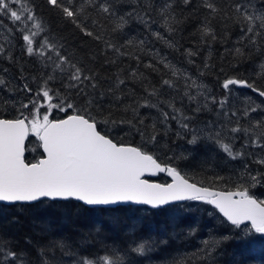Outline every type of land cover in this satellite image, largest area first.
<instances>
[{
  "label": "snow or ice",
  "instance_id": "obj_1",
  "mask_svg": "<svg viewBox=\"0 0 264 264\" xmlns=\"http://www.w3.org/2000/svg\"><path fill=\"white\" fill-rule=\"evenodd\" d=\"M47 4L82 35L102 45L99 55L105 57V64L117 65L121 58L128 57L134 66L119 67L109 86L102 88L97 72L64 54L62 43L50 40L48 29L28 0H0V29L9 36L14 30L19 32L24 53L39 58L47 70L33 77L35 89L27 82L12 89L26 93L27 100L11 105V118L8 112H0V204L32 205L50 200L76 201L108 210L125 204L148 206L154 210L153 215L165 216L169 227L189 225V234L195 232L192 208L209 206L211 211L209 207L203 211L233 230L230 236L204 241L203 256L210 264H218L224 242L247 247L255 242L257 234L264 239V198L254 191L264 188V83L257 82L264 81V63L259 65L256 78L225 75L219 85L225 95L218 99L200 82L203 70L198 69L199 75L194 76L152 46L160 42L180 51L176 35L202 8L204 15L192 33L198 44L210 49L214 43H226L231 39L230 25L237 27L240 35L224 52L240 62L253 50L264 54V9L254 10L251 0H228L224 5L216 0H198L197 7H192L193 0H134L127 7L126 0H47ZM189 8L191 13L185 15L184 10ZM5 19L12 27L4 24ZM133 23L141 25L147 35H125ZM182 54L188 64L194 65L192 58L199 55V47L184 48ZM210 55L203 69L211 67ZM0 57L13 59L3 43ZM234 87L249 90L259 103L248 96L242 110L229 109ZM0 90H10L3 78ZM212 108H217L226 122L217 125L209 121L204 138L228 160L243 163L235 180L219 174L198 179L181 167L191 158L189 155L175 153L161 143L175 122L183 133L191 134L189 145L199 144L201 136L192 121L196 114ZM151 110H155V116ZM54 113L62 115L55 118ZM253 113L260 118H253ZM242 119L247 121L246 126L241 124ZM176 135L183 138L182 132ZM30 137L36 140L33 147L29 146ZM237 141H242L240 149L235 148ZM38 150L39 154L29 161L26 153ZM159 174L166 175L168 182L153 179ZM132 235L125 249L114 248L104 255L85 256L60 239L37 243L32 248L36 253L33 257L28 249L15 250L0 233V264H144L151 259L148 254L169 239L161 232L160 239L153 241L151 236L138 235L136 226ZM56 250L61 253L59 257L53 254ZM64 257L72 259L66 261ZM231 264L240 262L233 259Z\"/></svg>",
  "mask_w": 264,
  "mask_h": 264
},
{
  "label": "trees",
  "instance_id": "obj_2",
  "mask_svg": "<svg viewBox=\"0 0 264 264\" xmlns=\"http://www.w3.org/2000/svg\"><path fill=\"white\" fill-rule=\"evenodd\" d=\"M133 2L134 0H126L125 7ZM216 2L224 5L228 0H216ZM242 2L248 3L249 0H242ZM251 2L255 5L254 10L264 9V0H251ZM28 3L30 7H34L35 14L41 19L45 28L48 29L46 34L49 35L50 40L62 43L64 45V54L81 61L88 70L97 72L102 88L109 86L111 78L117 73L119 67H126L128 64L134 66V61L128 57L121 58V63L117 65L110 66L105 64V57L99 55L102 45L82 35L73 25L63 20L59 11L47 4V0H28ZM197 5L198 0H193L192 7H197ZM177 11H180V9H177ZM250 11H253V9H250ZM184 12L185 15H189L191 8L185 9ZM203 15L204 10L202 8L198 9L195 15L184 25L183 31L176 35L175 39L179 41L181 46L180 51L171 50L160 42H154L152 46L161 50L170 61L179 67L187 69L194 76L199 75L198 69L203 70L205 74L199 76V80L209 87L212 95L219 99L225 95L219 86L225 75L241 79L256 78V73L260 71L259 65L264 63V54L253 50L250 56L240 62H237L233 56L225 54V48H232L236 38L240 35L239 28L231 25L229 27L231 39L226 43H214L210 49L200 46L198 38L193 36L192 33L197 27L198 19ZM4 24L12 27L7 19L4 20ZM0 31H4L8 38L11 39V45L1 41L0 43H3L9 49L13 56L12 61L0 57V72L12 75L19 83V86L27 82L35 89L37 84L33 77L38 78L42 72L47 70L42 67L39 58L28 57L24 53L23 42L19 32L14 30V34L9 36L5 30L0 29ZM217 31L222 34L219 24H217ZM125 35L139 38L146 36L147 33L141 25L133 23L126 30ZM189 47L194 50L199 47V55L192 58L195 60L194 65L188 64L182 54L183 49ZM209 53L211 55L208 62L211 67L203 69L204 60L209 57ZM94 55L95 59H93ZM5 68L7 72L4 71ZM152 78L156 79L155 74H152ZM257 82L258 84L264 83V81L260 80ZM54 86L58 87L59 85L56 84ZM247 91L250 95L252 94L249 90ZM18 93L23 101L26 102L27 94L22 91ZM231 99L232 97L230 96ZM253 100L258 102V98L254 95ZM192 107L195 106L193 105ZM227 107L231 110H242L244 104L234 105L230 102ZM10 108L9 104L6 105L0 99V112H8L9 118L14 114L9 112ZM143 111L148 112L149 110L145 109ZM218 111L217 108H212L196 114L195 119L192 121V127L197 128L199 125L209 121L217 122V124L225 123V118L222 115H218ZM151 114L155 116V110H151ZM189 114L191 115L190 112ZM61 115L60 113H54L55 118H60ZM257 115V113H253L252 117L258 119ZM241 124L246 126L247 121L242 119ZM177 132L183 133V130L173 122L169 135L161 140L162 144L168 145L174 152L177 150V146L188 140L187 134L181 139L177 137ZM29 140L31 141L29 146L33 147L36 140L32 137ZM211 150V147L205 148L200 144L196 156H192L189 160L182 162L181 167L190 173L196 174L198 179H207L210 176L219 174L224 177L231 176L235 180V173L231 169L221 166V155ZM249 151L255 150L250 149ZM38 154L39 150L37 153L28 152L26 156L29 161H32ZM158 154L163 155V153ZM154 179L161 183L168 182L165 175H159ZM258 190H254L256 194L259 193ZM206 207L209 206L201 205V207L191 210V215L195 220L194 225H192L195 228V232L189 234V225L182 224L179 227H175V225L169 227L165 216L153 215L154 210L146 208L125 206L114 208L115 210L90 209L73 201H43L32 205L14 206L0 205V233L6 236L8 242L17 251L23 249L32 251V248L37 243L47 244L53 240L65 239L73 245V251L87 256L90 253L104 255L114 248L118 250L125 249L134 238L132 229L133 226H136L138 235L151 236L153 241L160 239L159 234L161 232H165L169 238L166 244L157 245L155 250L148 254L151 259H146L144 264H210L203 256L204 241L211 242L219 240L222 236H230V230L232 229L229 225L222 224L219 219L209 217L203 211ZM136 209H139V211H136ZM41 227H45L48 230L42 232L40 230ZM221 249L224 254L217 258L218 264H231L233 259L240 262V264H264V239H255V242L247 247H239L234 243L224 242L221 245ZM53 254L58 257L61 255L59 250L54 251ZM32 256H36L35 251H32ZM92 258H95V256ZM71 259V257H64L66 261Z\"/></svg>",
  "mask_w": 264,
  "mask_h": 264
},
{
  "label": "rangeland",
  "instance_id": "obj_3",
  "mask_svg": "<svg viewBox=\"0 0 264 264\" xmlns=\"http://www.w3.org/2000/svg\"><path fill=\"white\" fill-rule=\"evenodd\" d=\"M7 36V34L4 32V31H0V41L1 42H3V43H5V44H10L11 45V39L10 38H8V41L7 42H5V37ZM0 78H3V79H5L7 82H9V84H10V90L9 91H3V90H0V99L4 102V101H8V104H9V106L11 107V105L13 104V103H15L16 105H18L20 102H22L23 101V99L19 96V93L18 92H21V91H12V89H17V88H19L20 86H19V83L17 82V80L12 76V75H10V74H7V73H4V74H2L1 72H0ZM201 82V81H200ZM201 83H203V82H201ZM204 84V83H203ZM205 85V84H204ZM207 89H208V93L210 94V95H212V92H211V90L209 89V87H207ZM248 96H251L248 92H246V91H243V92H241V91H239L238 89H236V88H233V92H232V94H231V97H232V99L230 100V102L232 103V104H234V105H239L240 103H243L244 104V106H245V104H246V98L248 97ZM252 99H253V96H252ZM257 102V101H256ZM257 103H259V102H257ZM258 114V113H257ZM257 117H259L260 118V115L258 114L257 115ZM207 123H204V124H202V125H199L197 128H194V129H196L197 130V133H198V135H200L201 136V142L199 143V144H197L196 146H193V145H189L188 143H183V144H181V145H179V146H177V150L175 151L176 153H181V152H183V153H185V154H187V155H189L190 157H195L196 156V154H197V150H198V146H200V144L201 145H203V147H205V148H208V147H211V146H213L214 144L213 143H211L210 141H208L207 139H205L204 137L206 136V133H207V131H208V129H206L205 128V125H206ZM217 125H219V124H217ZM183 134V138H184V136L187 134V138L188 139H190L191 138V134L190 133H182ZM33 138V137H32ZM182 138V139H183ZM35 139V138H34ZM255 151H257V150H255ZM233 162V165H232V167L234 168V169H236L238 172H239V170L241 169L240 168V166H239V164L238 163H236V166H235V164H234V161H232ZM235 162H237V161H235ZM249 162L251 163V161H250V159H249ZM253 168H255V167H253ZM259 190V193L257 194L260 198H264V188H258ZM263 190V191H262ZM263 192V193H262ZM199 207H201V205H195L192 209H194V208H199ZM210 211H211V209H209ZM209 217H211V218H214V219H217V218H215V217H212V216H209ZM233 232V230H230V233H232ZM260 237H259V234H257L256 235V237L254 238V239H259Z\"/></svg>",
  "mask_w": 264,
  "mask_h": 264
},
{
  "label": "flooded vegetation",
  "instance_id": "obj_4",
  "mask_svg": "<svg viewBox=\"0 0 264 264\" xmlns=\"http://www.w3.org/2000/svg\"><path fill=\"white\" fill-rule=\"evenodd\" d=\"M243 91L248 92L247 90H243ZM243 91H241V92H243ZM251 96H253V94H251ZM258 102H259V99H258ZM240 145H241V142H240V141H237V142L235 143V147H236V149H240ZM211 148H212L211 151L218 152V153L221 155V159H222L221 166H222V167H224V168H228V169H231V171L234 172L235 174L238 172L236 169H234V168L232 167L233 162L230 161V160H228V159L226 158L225 154H223L222 152H220V151L216 148L215 145L211 146ZM214 148H215V149H214ZM236 163L239 164V166H240V168H241L240 170H242L243 163H242L241 161H237V162L234 161L235 166H236ZM249 163H250V162H249ZM252 167H256V166H255V165H252ZM240 170H239V171H240ZM263 190H264V189H263Z\"/></svg>",
  "mask_w": 264,
  "mask_h": 264
},
{
  "label": "water",
  "instance_id": "obj_5",
  "mask_svg": "<svg viewBox=\"0 0 264 264\" xmlns=\"http://www.w3.org/2000/svg\"><path fill=\"white\" fill-rule=\"evenodd\" d=\"M235 88V87H234ZM237 89V88H236ZM238 90H244L242 88L238 89ZM159 175H164V174H159ZM158 175V176H159ZM166 176V175H165ZM167 177V176H166ZM156 178V177H154ZM153 178V179H154ZM167 179L169 180V178L167 177ZM45 201H50V200H45ZM50 202H54V201H50ZM56 202H65V201H56ZM73 202H76V201H73ZM38 203V202H37ZM79 203V202H77ZM80 204V203H79ZM0 205H4V206H14V205H6V204H0ZM16 205H22V204H16ZM24 205H27V204H24ZM82 205V204H81ZM84 206V205H82ZM125 206H129V207H136V208H146L148 210H151L148 206H138V205H133V204H125V205H117V206H112L113 208H118V207H125ZM86 208H90V207H87V206H84ZM95 208H99V209H105V208H101V207H95ZM90 209H94V208H90Z\"/></svg>",
  "mask_w": 264,
  "mask_h": 264
}]
</instances>
